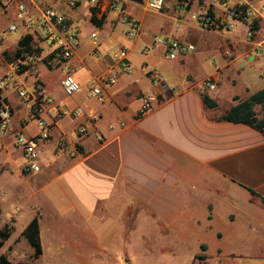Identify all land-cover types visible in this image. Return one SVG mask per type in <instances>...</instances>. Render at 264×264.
Segmentation results:
<instances>
[{
    "label": "crops",
    "instance_id": "obj_1",
    "mask_svg": "<svg viewBox=\"0 0 264 264\" xmlns=\"http://www.w3.org/2000/svg\"><path fill=\"white\" fill-rule=\"evenodd\" d=\"M74 1L79 7L80 1ZM180 1H173L174 14L168 12L166 6L157 14L163 18L157 30L164 37L175 38L195 48L176 60H168L175 61L172 68L179 72V81L173 77L166 80L157 64L147 56L148 46H156L153 43L156 35L144 31V19L137 13L136 3L124 0L125 13L140 26L137 36L130 41L118 36V25L108 17L92 21L85 7L84 17L92 24L89 38L92 34L98 38L99 57L92 56V47L85 52L79 45L67 62L69 71L82 84L85 103L66 107L51 97L54 104L43 106L38 117L49 124L50 137L39 146L38 173L25 175L21 172L22 152L15 143V135L19 132L32 137L38 134L30 108L34 102L13 103L14 92L4 91L11 108V123L8 133L0 137V166L11 184L7 191L9 199L31 205L33 214L28 223L37 218L40 241L41 222L49 207L53 214L59 210L79 218L85 226L83 252L68 235L66 239L72 242L64 248L59 245L56 252L50 248L54 252L52 256L64 255L75 262L81 255H97L94 252L97 249L109 258L111 253L103 250L100 243L104 239L129 240L138 233L148 240L159 235L164 239L168 231H189L198 240L199 263L208 261L206 252L210 248L217 264H264V204L260 199L264 198V132L245 124L216 120L238 101L264 89V58H260L264 56V13L257 18L258 29L251 40H247V21L238 22L232 30L210 31L189 20V13L198 10L209 11L214 17L221 16L219 0ZM257 1L259 5L255 0H228L231 6L246 5L253 9L264 3V0ZM5 3L6 0H0V5L5 6ZM24 3L32 14L45 8L65 14L76 27L73 16L66 13L76 5L71 7L68 0H24ZM238 27L243 29V34L237 32ZM26 35L28 32L24 31L20 39ZM20 39L14 43L8 39L0 42V78L22 76L15 77L12 66ZM113 44L124 45L129 55L137 53L145 58L134 63L128 57L133 64L132 73L124 74L120 70L118 82L106 89L100 86L99 79L112 70L113 62L106 52ZM206 58L211 59L210 65ZM256 59L254 77H241L238 70ZM142 64L159 74L161 86L153 84L149 76L140 72ZM54 66L62 72L61 82L64 72L55 50L42 59L39 68L42 82L40 69L50 70ZM88 80L91 83H87ZM205 80L215 86L205 91L216 102L215 109L206 108L202 102L200 88ZM91 85L101 87L105 103L92 105L93 99L86 98V90ZM157 93L161 95L159 103L141 114L142 97ZM234 97L238 101H234ZM23 107L34 118L32 133L27 131L32 122L22 114ZM76 107L82 109V116L65 115L55 120L59 109L69 112ZM254 111L261 117L259 106ZM65 119L71 124L70 128H66ZM79 125L87 128L83 136L75 133ZM62 139L67 141V150L58 153L56 146ZM17 161L20 162L18 167ZM15 186L18 192L20 188L25 189L23 197L16 195ZM111 225L121 227L110 232ZM207 240L214 244L209 247ZM108 261L118 264L114 258ZM70 262L67 259L62 264Z\"/></svg>",
    "mask_w": 264,
    "mask_h": 264
},
{
    "label": "built area",
    "instance_id": "obj_2",
    "mask_svg": "<svg viewBox=\"0 0 264 264\" xmlns=\"http://www.w3.org/2000/svg\"><path fill=\"white\" fill-rule=\"evenodd\" d=\"M87 4L88 12L91 20L103 21L110 14L116 17L113 19L114 24L125 28V36L128 39H133L137 36L140 26L138 22L129 18L125 13L124 0H84ZM71 7H75L76 1L68 0ZM219 8L222 12L221 16H210L209 11L198 10L189 13V20L197 24L200 28L215 31V30H232L235 24L241 21H247L246 39L251 40L253 31V21L260 17V13L264 11V3L258 8L253 9L246 5L231 6L228 0H219ZM9 6L14 7V18L20 22L22 28L32 35L34 41L37 43L44 39L54 46V50L59 54L61 59L62 70L64 76L60 82L62 92L67 97H72L82 91V84L69 71L67 62L73 56L74 51L81 44L80 34L76 27H74L64 15L56 12L51 8L40 10L36 14H32L24 0H6L5 6L0 5V9L5 11ZM181 7H186L182 5ZM165 9V0H147L145 3V10L148 13L160 14ZM93 21V20H92ZM18 27L11 23L6 29L7 33L17 32ZM92 43L91 54L94 58L99 57L98 41L95 34L90 36ZM2 38L0 37V42ZM153 43L161 46L164 50V57L167 60H176L181 56L191 53L195 50L193 45L186 44L171 37H153ZM106 55L110 57L113 62L111 72L99 79L100 86L109 89L113 87L119 79V71L124 74L132 73V65L128 61V49L120 44L109 49ZM41 49L38 44L31 45L28 51L22 52L13 62L12 66L15 69V77L20 75L30 74L33 77L31 83L32 92H28L21 87V83L13 76H3L0 78V137L5 136L10 128L11 123V108L4 97V91L12 90L21 100L32 101L30 106L33 115L36 119L38 134L36 136H27L21 132L15 135V143L22 152L23 163L21 165V172L25 175H31L40 171L39 166V146L42 142L47 141L50 137L49 124L39 118V114L43 110L44 105H53V99L47 94L44 83L39 78V68L42 63ZM118 69V70H117ZM140 72L149 76L151 82L155 85L161 86L162 79L155 71L148 70L147 66L142 64ZM87 83H91L88 80ZM99 85H91L86 90V98L93 99L99 104L106 102V97L103 94ZM214 84L210 80H205L200 88V93H205L207 90L214 89ZM171 92L174 89L169 88ZM161 99L160 94H149L142 97L141 114L151 110L159 103ZM65 115L72 117H80L83 115L81 108L76 107L71 111L59 109L55 114V120L62 119ZM95 119V118H93ZM78 136H83L87 133V128L79 125L75 129ZM67 150V141L60 140L57 143L56 151L64 153Z\"/></svg>",
    "mask_w": 264,
    "mask_h": 264
},
{
    "label": "rangeland",
    "instance_id": "obj_3",
    "mask_svg": "<svg viewBox=\"0 0 264 264\" xmlns=\"http://www.w3.org/2000/svg\"><path fill=\"white\" fill-rule=\"evenodd\" d=\"M78 1H80V6L78 7V5H76L75 8H67L68 11L66 13H69L71 16H73V21L80 34V46H82V48H84L86 52L92 47V43L89 38L92 24L88 19L84 17L85 7L87 6L86 2L84 0ZM131 1L132 3L137 4L136 11L139 16H142L144 19V31L147 34L150 33V35L153 36L156 35L158 37H164V34L157 30V27L162 23L163 18L160 15L145 12L143 10L145 0ZM173 1L174 0H167V3L165 4L168 12L173 11ZM255 2L258 3L257 0H255ZM183 14L187 16L186 12H184ZM115 17L116 16L114 14H110L108 20H113L115 19ZM11 23L15 24L18 27L17 32H6V29ZM24 31L25 30L20 25V22L16 21L14 18L13 6H9L5 11L0 9V37L2 38V40L8 39L9 42L14 43L17 39H20ZM116 32L118 36L123 38L124 40H132L125 37L124 27L118 25L116 28ZM237 32L243 34V29L241 27H238ZM36 44L37 41L35 45ZM38 45L41 49V57H45L49 52L54 50V46L44 39H41V41L38 42ZM116 46L117 45L113 44L112 46H109V48L112 49ZM148 48H150V50L147 53V56L150 57V61L152 63L157 64V69L160 73H162L163 77L166 80L170 77H173L174 79L179 81V72L172 68V62L175 61L170 62L164 57V53H162L163 48L158 45L152 47L148 46ZM128 57L130 61H134V63L140 61L142 58H145L144 55H140L137 53H133ZM260 58H264V56ZM205 60H207L206 63L209 65L212 62L210 58H206ZM257 64L258 60L256 59L253 63L249 64L253 65L252 68H250L251 66L249 65H247L246 67H241L238 70V74L241 77H254V70L256 69L255 67L257 66ZM61 73V70L57 66H54L50 70L45 68L40 69V77H42L45 89L50 97L66 107L72 106L74 103H85L86 100L84 99L81 92L72 97H67L62 93L60 87ZM170 73H172L173 75H171ZM32 81L33 77L30 74H24L23 76L17 78V82H20L21 87L26 89L28 92H32ZM25 101L26 100H21L20 98H18L16 93L12 94L11 102L22 103ZM91 104L97 105L98 103H95V101L92 100ZM22 114L28 121H30V123L32 122L29 125L27 131L30 133L34 132V118L32 117L31 113H29V111L27 110H24L23 107ZM64 122L65 124L67 123L66 128H70L71 124L69 123L68 119H65ZM51 146L52 144L47 146L46 150L48 151ZM10 150L11 148H9V151ZM17 155L18 153H15V156ZM1 164L2 161L0 156V165ZM16 165L18 167L20 165V162L17 161ZM9 183L10 181L6 176V171H4V168L0 166V229L7 226L11 230L9 238L4 242L2 248L0 249V256H4L8 260L9 264H62V261H66L67 259L72 261L69 264H115L113 261H108V259L113 258L118 261V264H217L213 261V258L211 256L213 252L210 248L206 252L208 261L206 263H199V261H197V255L201 253L199 245L197 243L198 240L195 239L193 233L189 231H184V233H175L173 231H168L166 232L164 239L162 238L163 236L159 235L153 240H148L146 239V236L144 234L139 233L137 235H132V239L129 240L119 239L117 241H109L104 239L100 243L103 245V250L111 253L112 256H110L109 258L108 256H102L103 254L100 253V251H98L97 249H95L94 251L97 255H81L80 257L76 258L77 261L75 262H73V258L64 255L52 256L51 254H54V252H56L55 249H57L59 245L64 248V246H66L68 242H72L70 239H66L68 235L73 237V239L75 240L74 242L79 245V251L83 252L85 226L81 223V220H79V218L69 216L60 212L59 210H57L58 213L55 212L53 214L50 207L46 211H44L45 214L43 216V222H41L40 228V231L42 232L41 245L44 253L39 258L34 259L32 257L33 249L29 246L22 235L24 228L28 223V220L33 214L30 210L31 205L25 203L24 201L20 202L21 205L19 201L12 202L9 199L7 192L11 188V184ZM14 190L16 195L23 197L22 195H24L25 189L22 190V188H20L21 192H18L17 186H15ZM119 227H121V225H111L110 232H112L113 229H118ZM126 227L129 228L128 225H126ZM117 236L123 238V236H120L119 233H117ZM207 241L209 247L210 245L214 244L211 240ZM50 248H52L54 252H51V250H49ZM120 259L121 261L119 262Z\"/></svg>",
    "mask_w": 264,
    "mask_h": 264
},
{
    "label": "trees",
    "instance_id": "obj_4",
    "mask_svg": "<svg viewBox=\"0 0 264 264\" xmlns=\"http://www.w3.org/2000/svg\"><path fill=\"white\" fill-rule=\"evenodd\" d=\"M181 0L180 2H182ZM211 16V14H210ZM95 21L94 19H92ZM96 22V21H95ZM258 29V19L253 21V31ZM254 35V34H253ZM34 38L32 35H26L22 37L17 45L19 47L16 56L18 57L22 52L28 51L33 43ZM23 50V51H22ZM201 99L204 106L208 109H215L217 104L214 100L210 99L205 93L201 94ZM234 101H238L237 97L233 98ZM259 106L261 109V117H257L254 108ZM217 121H225L231 123H241L245 124L256 131L263 133L264 132V89L258 90L252 93L247 99L243 101H238L231 108L226 110L221 114ZM250 192L257 197H260L256 192L250 190ZM262 203L264 204V198L260 197ZM10 228L5 226L0 229V249L2 248L4 242L10 236ZM23 237L33 249L32 257L34 259L39 258L42 255V246L39 236V225L37 218L34 217L28 225L25 227ZM0 264H9L8 260L4 256H0Z\"/></svg>",
    "mask_w": 264,
    "mask_h": 264
}]
</instances>
